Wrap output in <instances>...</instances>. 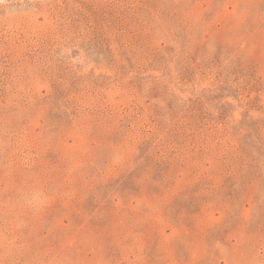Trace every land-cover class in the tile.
<instances>
[{
  "label": "rangeland",
  "instance_id": "374dc122",
  "mask_svg": "<svg viewBox=\"0 0 264 264\" xmlns=\"http://www.w3.org/2000/svg\"><path fill=\"white\" fill-rule=\"evenodd\" d=\"M0 264H264V0H0Z\"/></svg>",
  "mask_w": 264,
  "mask_h": 264
}]
</instances>
